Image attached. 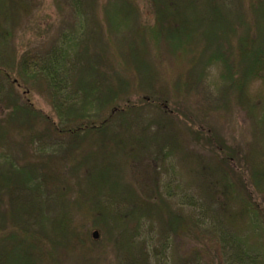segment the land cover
<instances>
[{"label":"trees","instance_id":"1","mask_svg":"<svg viewBox=\"0 0 264 264\" xmlns=\"http://www.w3.org/2000/svg\"><path fill=\"white\" fill-rule=\"evenodd\" d=\"M93 1L64 0L73 16L70 28L61 31L56 43L53 41L39 50L28 49L22 54L9 36L10 28L18 24L17 17L29 6L27 0H0V264H58L73 239L92 247V251L101 244L102 236L95 239L90 234L100 227L105 230L106 238L125 252V264H147L148 258L141 248H136L134 239L147 216H139L135 211L149 215L154 205L137 203L135 209L131 206L122 215L119 202L123 199V189L119 188L117 176L112 181L132 161L141 164L142 175L147 180L150 177L153 194L150 197L161 202L178 195L181 208L192 209L182 218L185 227L182 222L173 224L172 233L178 227L189 234L203 229L199 234L194 232L196 243L185 264H264V204L255 196L264 193V187L259 184L264 181V170L254 173L255 188L250 190L241 181L243 156L234 155L232 148L215 133L209 134L203 124L196 126L191 118L186 121L178 118L192 139L219 158L223 182L218 180V183L225 186L221 191L225 193V202L217 204L213 197L207 198L209 202L203 201L187 187H182L183 193H177L173 186L176 171L172 160L176 145L173 147L168 142L172 141L171 137L164 143L157 140L160 155H150L153 162L147 164V170L143 160L147 153L140 149L149 148L150 140L157 139V132L134 136L132 127L143 118L141 107L130 99L116 105L119 94L124 97L132 92L114 89L112 83L104 86L94 76H90L94 81L85 83L76 75L80 60L76 49L85 38L86 15ZM105 1L108 4L102 5V11L107 13L111 29L122 31L130 39L124 49L126 56L121 54L122 62L128 65L129 61H136L137 70L143 74L149 72L150 55L146 49L150 44L158 52L167 49L180 61H188L182 71L185 84L181 82V87L190 84L191 90L194 89L197 78L201 85L209 77V70L218 67L221 71L218 85L223 84L226 103L223 108L241 100L242 95L247 96L248 86L255 81H264V0ZM148 16L153 17L152 22ZM108 45L107 49L112 47L115 51L116 45ZM117 75L121 77L118 72ZM33 86L47 92L54 113L36 105L32 99ZM112 107L106 116H100L99 111L91 112ZM249 107L252 111L263 108L259 117L262 124L263 103ZM115 115L119 119H114ZM167 115L174 116L171 112ZM110 128H113L112 137L106 139ZM258 129H264V125ZM112 156H120L123 164L120 167L105 164ZM67 164L69 168L72 165L71 173L79 178V197H71L69 190L59 183ZM85 168L90 170L87 175L81 174ZM52 169L57 179L55 186L50 178ZM233 173L240 179L236 211L229 208L234 187L230 189L224 182L225 176L229 174L233 178ZM86 198L90 201L88 207ZM79 211H83L86 220L94 221L86 225L84 237L80 231L84 222L76 220L74 215ZM194 211H200L201 215ZM115 215L121 219L131 217L135 221V233L130 232L129 219L119 225L122 228L113 223L117 220ZM237 218L243 226L236 224Z\"/></svg>","mask_w":264,"mask_h":264},{"label":"rangeland","instance_id":"2","mask_svg":"<svg viewBox=\"0 0 264 264\" xmlns=\"http://www.w3.org/2000/svg\"><path fill=\"white\" fill-rule=\"evenodd\" d=\"M27 3L29 6L26 7L24 13L20 17L15 16L18 24L13 25L12 28L9 26L11 31L9 37H13L14 45L22 54L23 51L28 49L35 48L39 50L51 45L50 43H53V41L56 43L61 31L68 30L72 24L71 22H73V16L70 14L64 0H27ZM105 4H108L105 0H94L92 8L87 11L88 24L83 36L85 38L76 49L80 52L76 75L83 78L85 83L94 81V79L91 80V77L94 76L104 86L112 83L115 85L114 89L117 88L119 91L127 89L132 92L131 95L124 97L119 94L116 105L123 104L124 99H130L136 105L138 104V107H141L139 109H142L143 118L133 125L134 136L139 137L140 134L143 136L145 133L147 136L149 133L157 132V139L149 142L151 146L145 151L142 148V150L140 149L141 152L147 153V156L143 159L146 163L144 167L148 170L147 164L153 162L149 158L150 155L153 157L160 155L157 151V140L164 143V140L171 137L172 141L168 142L174 144L173 147L176 145L175 151L172 153L176 171L174 172L176 182L173 184L175 191L183 193L184 189L182 187H187L190 193L199 196L203 201L209 202L210 197H213L217 204L225 202V193L221 192L224 191L225 186H220L218 183V180H221L220 183L223 182L221 178V172L223 171L219 167V158L216 155L213 156V153L208 151L209 148H203L190 137L181 121L191 118L196 126L203 124L204 129H209V134L215 133L218 136L215 137L232 148L234 155L243 156L245 164L243 165V172H241V181L246 183L250 190H254V173L256 174V171L261 173L264 170V137H261L264 129H258L260 125H264V120L261 124L259 117L263 108L261 110L259 107L257 111H252L249 105L255 103H263L264 105V81H255L250 87L248 86L247 96L242 95L241 100L230 103L231 105L227 104L228 106L223 108L226 103L222 93L223 84L218 85V80H221V71L218 67L213 66L209 70V77L204 79L201 85L197 78L194 85H198L194 89L191 90L190 84L181 87V82L184 80L182 75H185L182 71H184L188 61L185 59L180 61L167 49L158 52L150 44H147L146 49L149 52L147 54L150 55L149 72L143 74L137 70L139 64L136 61L134 63L129 61L128 65L122 62L121 54L126 56L124 55V49L130 44V39L126 38L122 31L111 29L109 20L106 19L108 17L107 13L105 14L102 11V5L104 7ZM152 18L148 16L150 22L153 21ZM127 31L125 29V32ZM110 41L116 45L115 51L112 47L107 49V45L112 44ZM194 46L197 47L198 45L194 44ZM155 54H157V57L154 56ZM86 63L89 66L87 68ZM86 71L89 74H86ZM117 72L121 77H117ZM126 83L129 84L127 85L128 88L127 86L123 87ZM31 90L32 99L36 105L47 113L55 112L47 92H43L36 86H33ZM220 107L222 108L220 109ZM97 109H93L91 112L99 111L101 112L100 116H106L112 111L113 107L109 110L108 108ZM170 112L174 116L169 117L167 114ZM1 113L2 108L0 107V115ZM114 119L119 118L115 115ZM112 131L113 128H110L106 139L112 137ZM88 149L89 146L85 150ZM148 153L150 154L148 155ZM173 154L175 157H173ZM30 159L36 160L34 157ZM105 164L120 167L123 162L120 156H112V159L107 160ZM71 167L72 165L69 168L68 164L65 166L63 172H61L63 176L59 178V183L64 189L69 190L71 197L75 198L81 195L78 189L80 185L79 178L71 173ZM126 169L116 175L114 174L115 177H112V181H116L118 177L119 188L120 190L123 189L121 195L123 201H118L122 209L120 213L123 215V213H126L125 211L131 209V206L135 209L137 203H140L141 206L146 203L149 207L151 203V205H154L152 211L148 212L149 215L138 210L135 211L139 216H147L144 219L146 222L141 227L140 233L134 237L135 243H137L136 248L142 249L140 251L148 258L149 262L147 264H185V260L188 259L193 245L196 243L194 232L199 234V231L203 229L198 228L189 231L193 232L189 234L184 232L182 227H178L177 231L172 233L171 227L173 224H176V226L181 224L182 218L187 213L192 212V209L181 208L178 195L172 197V199L165 198L164 201H161L162 203L158 199L150 197L153 195L150 177L148 178L150 175H146L148 180L145 175H142L141 164L138 161H132V164L126 166ZM89 171L88 168H85L81 174L87 175ZM52 173L50 178L53 180L52 182L57 183V179L54 178V169H52ZM233 176L231 178L227 174L224 182L229 185V188L230 186L234 187L230 188V199L233 203L230 204L229 208L231 210L235 208L234 211H236L239 204V197L236 192H239L240 179L235 177V174ZM233 183H236V186ZM259 184L260 187H264V181H260ZM255 196L264 204V193H258ZM128 197L130 198L126 199ZM148 197H150V200L146 199ZM84 200L88 207L90 201L87 198ZM131 202L135 203L131 205ZM155 202L157 203L155 204ZM195 214L201 215V212L197 211ZM74 215L76 220L84 222L80 226L82 237H84L86 225L88 226L90 222L93 223L94 221L86 220L83 211L76 212ZM115 217H117V220L113 223H117L118 226L127 223L126 221L129 219L130 232L135 233L133 231L135 221L131 220V217L122 216V219L116 215ZM238 222L240 223L239 226L243 224L240 218L236 219V224ZM181 225L185 227L186 224L182 222ZM121 226L119 228H122ZM95 230L99 232V236H102L101 244L96 245L92 251V247L84 246L77 239H73L71 247L66 250L58 264H125L127 257L120 245L118 244L115 247L113 242L106 238L107 234L101 227ZM95 230H92L90 234L92 235ZM136 256L139 257V255Z\"/></svg>","mask_w":264,"mask_h":264},{"label":"water","instance_id":"3","mask_svg":"<svg viewBox=\"0 0 264 264\" xmlns=\"http://www.w3.org/2000/svg\"><path fill=\"white\" fill-rule=\"evenodd\" d=\"M92 236L93 238L97 239L99 236V232L97 230L93 231Z\"/></svg>","mask_w":264,"mask_h":264}]
</instances>
